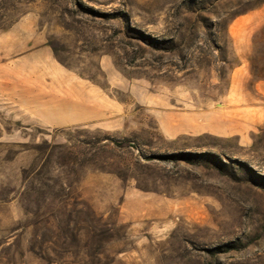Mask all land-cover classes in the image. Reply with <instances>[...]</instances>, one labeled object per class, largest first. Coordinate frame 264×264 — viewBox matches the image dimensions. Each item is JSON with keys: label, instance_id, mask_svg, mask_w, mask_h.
I'll return each mask as SVG.
<instances>
[{"label": "rangeland", "instance_id": "rangeland-1", "mask_svg": "<svg viewBox=\"0 0 264 264\" xmlns=\"http://www.w3.org/2000/svg\"><path fill=\"white\" fill-rule=\"evenodd\" d=\"M42 47L99 111L20 102ZM0 264H264V0H0Z\"/></svg>", "mask_w": 264, "mask_h": 264}, {"label": "crops", "instance_id": "crops-1", "mask_svg": "<svg viewBox=\"0 0 264 264\" xmlns=\"http://www.w3.org/2000/svg\"><path fill=\"white\" fill-rule=\"evenodd\" d=\"M17 63L20 65V81L25 82L24 88L18 92L19 100L34 109L33 114L39 121L68 123L86 120L74 118V112L69 108L87 110V113L92 109L99 111V105L87 101L90 90L82 84L76 86L74 73L59 66L47 47L20 56ZM40 63L42 65H38Z\"/></svg>", "mask_w": 264, "mask_h": 264}]
</instances>
